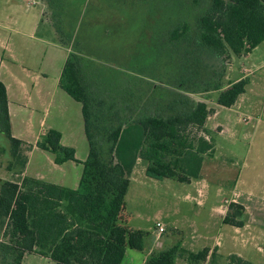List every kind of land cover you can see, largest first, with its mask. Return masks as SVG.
Here are the masks:
<instances>
[{"label":"trees","instance_id":"trees-1","mask_svg":"<svg viewBox=\"0 0 264 264\" xmlns=\"http://www.w3.org/2000/svg\"><path fill=\"white\" fill-rule=\"evenodd\" d=\"M71 1L49 0L58 19L48 18L60 43L72 48L60 86L82 104L89 154L76 189L23 176L28 158L23 141L13 135L7 87L0 80V131L10 143L6 169L15 177H0V264H23L30 253L48 257L52 264H121L127 248H146L149 235L130 227L126 216V196L138 161L151 178L189 183L200 177L205 156L214 151L205 127L214 109L187 94L201 92L206 75L196 70L187 75L165 73L161 60L148 70L133 69L127 55L122 59L127 64L121 63L124 69L97 63L95 57L103 58L104 52L89 48L90 36L76 30L82 9L75 10L77 21L71 19ZM120 1L126 8L130 0ZM156 4L143 0L137 9L147 18L158 17ZM121 10L123 17L130 15L128 9ZM184 19L169 22L170 41L192 42L203 52L230 58L249 54L264 42V0H209L192 22ZM146 77L164 83L150 81L146 93L147 86L141 84ZM127 80L131 87L125 86ZM249 84V77H241L225 87L216 85L217 103L232 107ZM154 107L159 109L152 111ZM61 139L59 130L49 129L37 146L53 153L57 164L77 161L75 148ZM245 216L244 205L230 202L223 222L243 227ZM208 255L209 249L193 252L175 243L153 250L145 264H175L177 257L203 264ZM229 260L256 264L234 254ZM210 264H219L215 253Z\"/></svg>","mask_w":264,"mask_h":264},{"label":"rangeland","instance_id":"rangeland-1","mask_svg":"<svg viewBox=\"0 0 264 264\" xmlns=\"http://www.w3.org/2000/svg\"><path fill=\"white\" fill-rule=\"evenodd\" d=\"M48 1L0 0V21L7 27V31L0 32L6 40L4 47H0V53H5L4 57L10 59L9 50H15L21 55V59H17L18 65L26 64L31 75L41 74L46 70L50 80L54 81L64 64L66 54L69 55L72 48L70 47L69 51L66 47L61 48L55 34H51V28H48L46 20L43 19V13H46V17L58 19ZM142 1L130 0L125 8L120 0H72L70 18L77 21L75 10L78 7L82 9L76 30L80 31L82 36H90L89 48H93L98 54H100L99 50L100 52L103 50V58L95 57L97 63L124 69L122 68L124 65L121 64L123 62L129 63L127 65L133 69L148 70L157 60H161L165 73L179 72L187 75L196 70L200 75L205 74L206 81L198 89L201 92L187 94L194 101H206L210 107H213L214 112L216 111V114L210 116L205 123L209 136L215 142L214 157L219 161L232 159L233 165H226L232 169L230 175L234 179L239 174L241 177L242 174L248 176V179L244 176L247 183L242 186L255 188L254 190L259 192L258 195L263 199L262 207H264V42L247 55L233 54L230 58L219 56L211 50L203 52L192 42L173 43L166 33L169 22L182 18L192 22L196 11L204 9L209 4V0H200V4L197 0H169V2L162 0L157 4L156 0H149L152 4H156L159 16L148 18L145 17L144 11L137 9V5ZM120 9H128L130 15L123 17L119 13ZM181 11L184 15H180ZM120 29L125 32H118ZM37 38H44V41L39 42ZM46 39L49 40L48 43ZM31 50L35 51L32 61L29 55ZM22 54L28 55V59ZM124 55L130 57L127 63L122 61ZM241 77L250 78L251 83L247 86L246 92L239 97L234 106H219L217 104L219 90H216L215 86H228L230 82ZM145 79L146 82L142 81L141 84L147 86L145 90L148 92L143 91V93H149L150 81L158 85L164 83L163 80L161 82L148 77ZM124 84L126 87H131L132 81L127 80ZM138 84L135 82L134 89ZM151 109L153 111L159 108ZM244 117H248L249 120H244ZM0 146L4 148L0 153V177L14 179L13 173L6 169L11 157L10 143L1 131ZM253 165L257 166V170L248 175ZM144 166L145 164L141 162L136 167L137 177L129 187L126 211L130 215L132 226H140L152 234L156 229V222L162 220L164 214L168 212L176 192L175 188L187 186L170 178L160 180L146 174L143 176L141 171ZM212 186L214 187L215 184ZM221 198L224 197H219L217 202H220ZM255 215H258V219H255ZM262 218L259 220V214L254 216L246 214L245 221L250 223V226L246 227L245 223L244 227L236 229L231 225L223 224L218 217L219 222L210 234L211 237L197 249L202 248L205 243L208 245L215 243V237L223 233L222 237L227 236L234 240L226 241L225 243L229 244L220 248L218 259L220 264H231L229 255L239 252L249 261L263 262L264 216ZM163 220L167 224L166 234L172 238L171 242H179V235L173 230V216L164 217ZM220 225L223 228H220ZM190 236L188 232L186 243L191 242ZM148 238L149 236L146 237L144 250L128 248L122 264H140L148 248ZM23 264H52V261L48 257L30 253L25 256ZM178 264H188V262L181 258Z\"/></svg>","mask_w":264,"mask_h":264},{"label":"crops","instance_id":"crops-1","mask_svg":"<svg viewBox=\"0 0 264 264\" xmlns=\"http://www.w3.org/2000/svg\"><path fill=\"white\" fill-rule=\"evenodd\" d=\"M43 19L46 20L48 28H51L52 33H50L52 35L55 34L60 46H62L61 48L66 47L60 43L54 25L46 17L45 13H43ZM3 31H7V27L5 23L0 21V32ZM2 34L0 33V47H4L6 43ZM37 40L43 42L44 38H37ZM45 41L48 43L47 41L49 40L46 39ZM15 44L17 45V42ZM67 49L68 51L70 50L69 48ZM9 51L11 52L10 59L4 57L5 53H0V80L7 87L13 135L23 141L24 152L28 158L22 175L76 189L79 186L83 172V161L87 158L90 147L85 132L82 104L71 97L60 86V77L68 53L57 77L52 81L46 70L41 72V74L31 75L29 67L26 64L21 63V65H18L17 59H21V55L17 54L15 50ZM34 54L35 51L31 50L29 54L31 61ZM18 55H20L19 58ZM22 56L28 59V55L22 54ZM38 56L39 54L35 57L37 58ZM215 114L216 111L212 115ZM49 129H57L62 133V144L75 148L77 161L70 160L63 164H57L53 153L37 146L38 141L41 140ZM215 150L214 145V151L205 156L202 173L199 178L185 183L187 187L175 188L176 192L173 195V202L169 206V210L167 209L168 212L163 216V218L173 216V230L179 235L180 241L172 243V238L166 232L160 234L156 227L152 234L148 235V248L145 250L146 253L142 256L140 264H145V261L153 250L168 247L175 243L193 252H199L205 248L209 249L208 258L203 264H210L213 253L216 254V261L218 262L220 248L225 245L227 246L228 242L234 240V238L222 237L224 234L220 233L215 237V243L211 245L205 243L200 249H197V247L208 241L211 237L210 234L213 233L219 222L218 217H220V222L225 224L223 219L228 211L230 202L244 205L246 214L249 216L259 214V220L263 219V199L258 195L259 192H256L255 188H244L242 186L247 183V180L244 178L245 174H242V177L239 174L234 179L230 175L232 169L226 166L227 164L232 166L234 161L232 159L228 161L220 159L219 161V159L214 157ZM140 163L141 161H138L137 165ZM137 165L132 172L131 183L137 177ZM79 167L80 169H78ZM145 169L144 166L141 171L143 176L146 174ZM256 170L257 166L253 165L248 175L255 173ZM245 177L248 179V176ZM212 184H215V186L213 187ZM256 184L257 182L255 181ZM128 196L129 190L126 201L128 200ZM221 196L224 198H221L220 202H217ZM126 216L130 227L143 230L140 226H132L130 224L131 219H129L130 215L127 211ZM163 218L160 221L167 227ZM255 219H258V215H255ZM247 226H250V223L246 222ZM232 227L236 229L242 228ZM220 228H223V226L220 225ZM188 232H190V238H192L190 243H186ZM226 241L228 242L225 243ZM127 253L128 248L125 257ZM233 254L248 260L241 252L239 254L231 253L229 257ZM181 258H184L188 262L185 257H177L175 264H178ZM253 263L264 264V260L263 262L260 260ZM188 264L190 263L188 262Z\"/></svg>","mask_w":264,"mask_h":264},{"label":"built area","instance_id":"built-area-1","mask_svg":"<svg viewBox=\"0 0 264 264\" xmlns=\"http://www.w3.org/2000/svg\"><path fill=\"white\" fill-rule=\"evenodd\" d=\"M32 3H35V2H32ZM244 120L248 121L249 118H248V117H244ZM156 227H157L158 232H159L160 234L166 232V230H167V229H166V226H165L160 220H158V221L156 222ZM262 250H264V247H262Z\"/></svg>","mask_w":264,"mask_h":264}]
</instances>
